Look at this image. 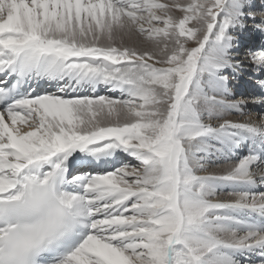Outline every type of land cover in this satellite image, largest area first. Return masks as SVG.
I'll return each instance as SVG.
<instances>
[{"label":"snow or ice","instance_id":"obj_1","mask_svg":"<svg viewBox=\"0 0 264 264\" xmlns=\"http://www.w3.org/2000/svg\"><path fill=\"white\" fill-rule=\"evenodd\" d=\"M0 264H264V0H0Z\"/></svg>","mask_w":264,"mask_h":264}]
</instances>
